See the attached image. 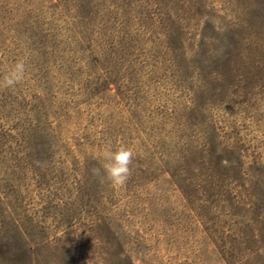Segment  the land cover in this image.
Masks as SVG:
<instances>
[{
    "label": "rangeland",
    "instance_id": "1",
    "mask_svg": "<svg viewBox=\"0 0 264 264\" xmlns=\"http://www.w3.org/2000/svg\"><path fill=\"white\" fill-rule=\"evenodd\" d=\"M20 59L0 264H264V0H0V78Z\"/></svg>",
    "mask_w": 264,
    "mask_h": 264
},
{
    "label": "clouds",
    "instance_id": "2",
    "mask_svg": "<svg viewBox=\"0 0 264 264\" xmlns=\"http://www.w3.org/2000/svg\"><path fill=\"white\" fill-rule=\"evenodd\" d=\"M28 65L25 59L16 61L0 78V89H13L20 85L27 74ZM136 152L127 146L120 145L114 150L109 143L101 154L104 178L115 187H123L131 176ZM100 169H93V174H99Z\"/></svg>",
    "mask_w": 264,
    "mask_h": 264
}]
</instances>
